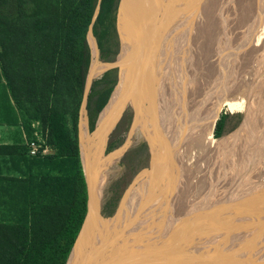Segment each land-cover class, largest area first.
Here are the masks:
<instances>
[{
	"label": "trees",
	"instance_id": "1",
	"mask_svg": "<svg viewBox=\"0 0 264 264\" xmlns=\"http://www.w3.org/2000/svg\"><path fill=\"white\" fill-rule=\"evenodd\" d=\"M98 0H0V264H66L87 210L79 111L91 65L87 40ZM118 0H102L93 26L100 58L111 62ZM116 84L113 70L93 82L89 130ZM39 123L47 146L26 144ZM224 127L222 117L214 136ZM109 209L106 215H110Z\"/></svg>",
	"mask_w": 264,
	"mask_h": 264
},
{
	"label": "bare ground",
	"instance_id": "2",
	"mask_svg": "<svg viewBox=\"0 0 264 264\" xmlns=\"http://www.w3.org/2000/svg\"><path fill=\"white\" fill-rule=\"evenodd\" d=\"M165 1H167V0H158V4H159L158 8H156V7L153 8V4L151 5L152 7L149 8L152 10V11L150 10V12H149V14H150L149 15V21H150V24H151L153 31H155V28L157 31V28L160 25V20L163 21V18H164L162 15L165 13V11L170 10L169 9L170 7H168V6H170L172 2L174 3L175 0H169L166 3H165ZM177 1L179 3V0H177ZM203 1L204 0H194V1L192 0V2H190L188 4L185 3V5H184L185 9L183 10L181 8L182 7L181 6L178 9H176V10H178L177 13H179L181 11V16L184 15L182 17L187 23H189V22L195 23L196 21L195 22L193 21L194 19H193L192 15L198 16V19L199 18L204 19V16H206L207 12H209L211 9H213L214 12H216L215 11L216 8H217V11L220 10L218 8V5H220V7L224 6V4H222L223 3L222 0H205L204 2ZM185 2H189V0H185ZM202 2L204 3L203 4L204 6H202ZM250 2H251V0H250ZM261 3H259V4H261ZM125 4L126 5L124 6L123 17L120 19V28L124 30L125 40L128 41V45H129L128 50L131 52V54L133 56L132 60H131V66L134 67V65H135L133 63V62H135V57H137L138 60H140L139 62L143 63L142 64V70H143L144 74L141 71L142 72V82L140 81L141 86L139 85L140 90H141V88H143V86L146 84V80H148L147 75L150 71L149 65H148L149 62H147V56L144 54L143 49L140 46L136 45V42L138 43V41L141 39L140 36L138 35V32L135 31L134 25L133 26H127V23H129V25L134 24V23L135 24L138 23V26L141 25L139 27V32L142 33V30L144 27L141 24V20L144 19L141 17L142 7H141V9L139 8V0H125ZM234 4H236L235 0H234ZM238 4H239V2H238ZM240 4H241V2H240ZM244 4H245V2H244ZM238 6H240V9H241V5H238ZM252 6H253V4H252ZM247 8L249 9V7H247ZM248 9L246 11V12H248L247 14L250 13V9H249V11H248ZM243 10H245V9L244 8L242 9V11H241L242 13H243ZM144 12H146L145 9H144ZM197 13H198V15H197ZM168 14H169V12H168ZM213 14H215V13H213ZM172 15H174V14H172ZM179 16H180V14H179ZM247 16H249V15H247ZM227 20H228V18H227ZM176 21H177V19H176ZM201 21L200 22L197 21L198 26L201 25ZM182 22H183L182 19H180L178 21V25L182 26ZM186 22H185V24H187ZM242 22L244 23V21H242ZM212 24H213V19H212ZM162 25H163V22H162ZM175 25H176V23H175ZM243 25H245V24H243ZM195 26H196V24H195ZM213 27H214V25H213ZM213 27H212V29H213ZM228 27H230V26L228 25ZM196 29L201 30V27L194 28L193 32ZM229 29H227V30H229ZM178 30H179V28H178ZM190 30H192V29H190ZM213 31L214 30H212V32ZM179 32H181V31H179ZM186 32H188V31H185L184 34L183 33H181V34H183L185 36L187 34ZM191 32L192 31H190V33ZM214 33H217V32H214ZM228 33L230 34V32H228ZM210 34H211V32H210ZM235 35H237V34H235ZM165 38L166 37H162V39H161L160 35L157 34V41H156L157 45H158V41L160 42V39H161L160 43H161V46H163ZM177 38H178L177 40H180V42L182 41V39L184 40V37L182 38L181 35ZM172 39H173V36H172ZM191 39L192 38H190L188 40H191ZM211 39H213V38L211 37ZM226 39H231V38H226ZM174 40H176V38H174ZM209 41L211 42L210 39H209ZM224 41H225V38H224ZM227 41H230V40H227ZM177 42H179V41H177ZM194 42L195 41H193V43ZM179 44L180 43H178V45ZM209 44L211 45V43H209ZM236 44H233V45H236ZM183 45H185V44H183ZM190 45H192V44H190ZM194 45H195V43H194ZM226 45L228 48V44H226ZM179 46H182V43ZM237 46H239V43ZM185 47H187V45ZM197 48H198V45H197ZM225 48H226V46H225ZM231 48H230V50H232ZM193 49L194 48L190 49L191 53L189 55L185 54V55H187V59L189 60V61H186L185 64H180L181 62L180 63L177 62V57L174 59L167 60L169 62L167 64H164V67H165V71L163 74L164 76L161 79V82L159 85L160 88H158L159 89L158 90L159 97L158 96L157 97L159 100H157V98H156V100L153 101V103H151V104L146 103L145 105H143V108L139 109V111H141L142 114H140L139 117H137V119L135 120V124L138 125L137 127H138L140 133L147 138L148 142L151 145V151H152V155H153L152 156L153 157V162H152L153 167L156 163L155 161L159 160V164L157 165V171L159 173V178H161V181H162L161 190H160L161 199H160V201L158 199L157 200L158 203H156V204H160V206L155 205L156 209H157V210L154 209L155 217L153 219H152V216L149 217V215H153L151 213L153 211V205H152L153 199L151 200V196L149 195L148 199H149V207L150 208H149V210H147L144 213L145 217L146 216L147 217L146 218L144 217L145 219L142 218L139 221L137 227H135L132 231H130V235H128V237H127V240H129L128 242L131 243L130 244L131 247L125 249V251H128V252L123 251L121 254H119V257H116L114 260L110 259L114 262L112 264H177V262H178V264H183L182 260H178V258L177 259L175 258V254L177 253V251H175V250H178V251L182 250L183 243H184L183 240L186 239L187 234L192 235L195 233V231L198 232L199 231V225H201L204 221H205V224H207L206 222L209 221V220H207V218L209 216H207L206 214H208L210 209L213 208V201L212 200L220 197V195H217L216 192L218 190H221V189L224 190V188L226 186H230L233 183L234 184H236V183L239 184L240 182L243 183L244 179L247 180L246 176H249L248 171L246 172L247 166H248L247 165V161H248L247 154H250L247 151V147L244 146L242 148L240 155L236 158L238 160L232 161L228 157L233 158L235 155H230L227 152L220 154L219 149H218V145H217V139L212 136L213 126L215 124L217 114H218L221 106L225 103H226V105H229V106L235 105V102L237 99V98H233L234 96L231 97L233 93L232 94L230 93V90H231L230 89V82H229V78H228L227 74L222 75L221 69L219 72H216V69L218 67V66L216 67V64L218 62V59L221 58L222 55L220 54V51L217 50L216 46L214 49L208 50V52L205 54H204L205 51L202 50L204 56L199 55L197 57L194 55L198 51L195 49L193 51ZM242 49H244V48H242ZM175 50H177V49L175 48ZM183 51H184V49H183ZM224 51L225 50H223L221 52L225 53ZM238 51H240V49L237 50V54H238ZM151 52L154 54L155 48L154 49L151 48ZM178 52H180V51L178 50ZM187 52H188V50H187ZM163 53H166V52H163ZM257 53H259L258 50H257ZM257 53L255 55H257V58H258ZM171 54L173 57V51L171 52ZM225 54H229V53H225ZM237 54H236V56H237ZM178 55H180V54L176 53V56H178ZM230 55L232 56V54H230ZM234 55H233V57H235ZM248 55H250V54H248ZM182 56H181V58L184 59V57H182ZM231 56H230V58H231ZM163 58L166 59V56H164ZM236 58L237 57H235V59ZM252 58H254V57H252ZM165 59H164V61H165ZM248 59H249V56H248ZM229 60L231 61V59H229ZM235 61H234V63H235ZM242 61H244V59ZM246 61H247V59H246ZM158 62H160V61L158 60ZM250 62H251V60H250ZM260 63H262V62H260ZM218 65H219V63H218ZM231 65H232V63H231ZM257 66H259V65H257ZM245 67L247 68V66H244V68ZM225 68H227V67H225ZM244 70L246 72V69H244ZM101 71H102V66H99V64H95L94 65V75L99 74ZM245 72L243 71L244 75H245ZM234 73L236 74V72H234ZM158 75H159V69L157 70V68H156V70L154 69V78H153V80L155 82L158 79L157 78ZM137 76L138 75L135 76L136 80L138 79ZM235 79L237 82L238 77ZM241 81L239 83H235L236 86L240 85L241 83L243 84V82H241ZM238 87H237V89H238ZM240 87H241V85H240ZM242 87H243V85H242ZM234 88H235V86H234ZM143 90H144V88H143ZM242 91L244 94H246L244 90H242ZM148 92H149V90L148 91L146 90V92L143 95V96H146L144 101L148 100V98L150 99L153 94L154 95L156 94V92H154L153 94H152V92L151 93H148ZM236 92L234 93L235 95H236ZM141 93H143V91ZM239 93H240V90H239ZM148 94H149V96H148ZM156 95H155V97H156ZM126 100H128V97L125 96L123 93L118 91L115 94V97L113 98V100L110 102V105H109V107H111L112 104L116 103V108L114 110H110L109 107H107V109L101 115V118H100L99 124H98V128L95 131V133L92 134V136H89L85 139V157H87L88 163H93L95 161L94 159L97 155L98 150L101 149L102 144L105 142L106 135L108 134L111 126L114 125L113 123L117 120V117H118L119 113L121 112V110L123 109V106H124V103ZM142 127H144L143 132L141 131ZM256 149L258 150V148H255V144L254 145L252 144L249 152H254V151H256ZM260 153H261V151H260ZM219 155H220V157H219ZM261 155L264 156V154H261ZM244 157H246V158H244ZM217 158L219 159L218 161H217ZM235 161H236V166L233 169L228 170L229 166L227 167L226 165L227 164L233 165L235 163ZM257 167H259V166H257ZM257 167L255 166V168H257ZM248 170H250V167ZM251 170H253V169H251ZM261 170H263V169H260V172H262ZM153 172L151 173V175L149 177V179H150V186L149 187L150 188L146 186L147 184L145 185L147 190H150L153 186V182L151 180H154V181L156 180V178L154 177L155 174ZM222 172H224V173L221 175ZM260 175H263V174H260ZM160 176H162V177H160ZM254 176H256V175H254ZM259 179H261V178H259ZM260 181L263 182L262 180H260ZM214 182H215V184H214ZM217 182L219 183L220 188L216 187V185H218ZM139 185H140V189H142V188L144 189L142 191V192H144L145 188L143 187V184L139 183ZM247 185H248V183H247ZM241 186H243V184H241L239 186L240 189H242ZM251 186H253V185H251ZM258 189H260V188H258ZM137 190H138V188H137ZM137 190L132 195V197L130 198L131 199L130 202L127 203L124 207H122V209H120L119 212L117 213L118 216H120L122 220L126 221V223H124L122 226L117 225L118 228H116L114 230V234L117 233V231L121 230L123 228V226L127 224V222L129 223L131 218H134L137 215V213L139 212V210L136 209V206L133 205V203L137 200L136 194L137 193L141 194L139 192L140 190L139 191H137ZM248 198H250V197H248ZM156 199H157V197H155L154 201H156ZM198 204H201L199 206L200 209H201V206L204 207V209L206 211L204 216L203 215L201 216V214L198 213ZM235 204H236L237 209H238V207H240L239 206L240 204H238V203H235ZM259 207H261V206H259ZM142 208H143V206H142ZM263 209H264V207H263ZM156 211H157V213H156ZM235 211H237V210H235ZM232 212H233V210H232ZM260 212H261V210H260ZM233 214H236V213H233ZM126 215H129L131 218L127 220ZM224 215H225V213H224ZM215 217H217V216H215ZM230 218H231V216H230ZM223 219H225V218L223 217ZM247 221H251V220H247ZM234 223L235 222H233V224ZM255 223H254V225H255ZM109 225H111V224L108 223V226L106 227V229L109 227ZM248 226H250V225H248ZM242 227H243V225H242ZM205 228H206V232L210 231L209 230V229H211L210 224L208 223V226H205L203 228V230H205ZM251 228H253V231H254L253 233H256L260 230L261 227L259 228V230L256 229L255 226H250V229ZM113 229H114V226H111V230H112L111 233H113ZM146 229L148 231V236L150 235V237L152 236L151 234L154 235V233L156 232V229H157V231L160 229L161 230H160V236H159L158 241H155L154 243L152 242L153 244L150 247L151 248L150 251H147L148 252V254H147L148 259H146V258L142 259L143 254L140 253L137 255L138 250L136 247H139V244H141L142 240L144 239V237H145L144 234H145ZM245 231H247V230H245ZM235 233H237V232H235ZM248 234L251 235V233L248 232L246 234V236ZM141 235H142V237H141ZM155 235H157V234L155 233ZM238 239H240V238H238ZM234 242H236V241H234ZM230 249L231 250H240L239 252L233 253L231 258L228 257V260L235 261V262H233L234 264H264V241L263 240L261 241V240L257 239L256 241H252L249 239L248 243L246 241H244L241 244V246H239V248L237 247L236 249H233V248H230ZM167 250H174V253L171 251H167ZM244 250H246V251H244ZM250 250H256V251L260 250V251H258L255 254L253 251L250 252ZM134 252H135V254H134ZM143 252L144 251H142V253ZM243 253H245V254H243ZM247 253L252 254V255L245 259L244 256H248ZM126 256H129V257H126ZM125 257H126V260H124ZM219 258H217V259H219ZM248 258H249V260H248ZM208 259H211L210 255H206L203 258L198 257L196 259V262H197V264H223L224 260L227 258H225V257L221 258L220 263H217L214 261L205 262V260H208ZM119 260H123L125 262L120 263L121 261L119 262ZM104 264H110V261L108 263H104Z\"/></svg>",
	"mask_w": 264,
	"mask_h": 264
},
{
	"label": "rangeland",
	"instance_id": "3",
	"mask_svg": "<svg viewBox=\"0 0 264 264\" xmlns=\"http://www.w3.org/2000/svg\"><path fill=\"white\" fill-rule=\"evenodd\" d=\"M168 1L169 0L165 1V3ZM175 1H174V3L172 2L170 6H168V7H170L169 8L170 10L166 9L167 11H165V13L162 15L165 19L163 18V21L160 20V25L157 28V34L160 35L161 39H162V37H166V38H165V41L163 43V46H161V43H160L161 39H160V42L158 41L159 56L156 57V53H155L156 50H155V52L153 54V56H154L153 60L154 61L152 62V65H153V63L154 64L156 63L154 65V69L156 70V68H157V70H158L159 64L162 63V62H158V60L160 61V59H161L160 56H163V57L166 56V59L164 58L165 59L164 64H167L169 62L167 60L174 59L176 57H177V62H179V63L181 62L180 64H185L186 61H189L187 59V55H185V54L189 55L191 53V50H190L191 48H194L195 50L198 51L194 55L197 57L199 55L204 56V54L207 53L208 50L214 49L216 46L217 50H219L220 54L222 55V57L219 58L220 60L218 59V62L216 64V67L218 66L216 69V72H219L221 69L222 75L227 74V76L229 78V82H230V89H231L230 93L231 94L233 93L231 97L234 96L233 98H237V99H236L235 105L229 106V105H226V103L224 102L225 104H223L221 106V108L217 114L215 124L213 126L212 136L214 138H216L214 136L216 124L223 117L224 118V127L222 130V134L219 138H216L220 154L227 152L230 155H235L233 158L228 157L230 160L234 161V160H238L236 158L240 155L242 148L244 146L247 147V151H248V153H250V154H247V159H248L247 165L248 166L246 165L247 166L246 172L248 171V173H249L248 174L249 176H246L247 180L244 179L243 183L240 182L239 184L233 183L230 186H226L224 188V190L221 189V190H218L216 192L217 195H220V197L212 200L213 201V208L210 209L209 212L207 211L208 214H206L207 216H209L207 218V220H209V221L206 222L207 224H205V221H204L201 225H199V231L198 232L195 231V233L192 235L187 234L186 239L183 240L184 243H183L182 250H179V251L175 250V251H177V253L175 252L176 253L175 258L176 259L178 258V260H182L183 264H197L196 259L198 257L203 258L206 255H210L211 259L205 260V262L214 261V262L220 263L221 258L225 257L227 259L224 260L223 264H234L233 262H235V261L228 260V257L231 258L233 253L239 252L240 250H231L230 248H233V249H236L237 247L239 248V246H241V244L244 241H246L248 243L249 239L252 241H256L257 239L264 241V220H263L264 219V209H263V207H264V202H263L264 201V193H263L264 192V156L261 155V154H264V88H263L264 87V47H263L264 46V28H263L264 27V16H263L264 15V11H263L264 10V0H254V1L251 0V2H250V0L249 1L248 0H246V1L245 0H235L236 4H234V0H222L223 1L222 4H224V6L220 7V5H218V8L220 10L217 11V8H216L215 9L216 12H214L213 9H211L209 12L206 11L207 15L204 16V19H200V18L198 19V16L192 15V17L194 19L193 21L194 22L196 21L195 23H191V22L187 23L182 17L184 15L181 16V11L179 13H177L178 10H176V9L181 7V3H184L185 0H182V1L179 0V3L177 0H175ZM238 2H239V4H238ZM240 2H241V4H240ZM244 2H245V4H244ZM259 3H261V4H259ZM203 4H202V6H204ZM252 4H253V6H252ZM238 5H241V9H240V6H238ZM247 7H249V9H250L249 14H247L248 12H246L248 9ZM243 8L245 10H243V13H242L241 11ZM249 9H248V11H249ZM168 12H169V14H168ZM213 13H215V14H213ZM172 14H174V15H172ZM179 14H180V16H178ZM115 15H116V12H115ZM197 15H198V13H197ZM247 15H249V16H247ZM172 17L173 18L175 17V18L173 19ZM227 18H228V20H227ZM176 19H177V21H176ZM180 19H182V21H183L182 26L178 25V21ZM212 19H213V24H212ZM197 21L198 22L201 21V25L198 26ZM242 21H244V23ZM162 22H163V25H162ZM185 22L187 24H185ZM175 23H176V25H175ZM242 23L245 25H243ZM195 24H196V26H195ZM227 24L230 27H228ZM213 25H214V27H213ZM196 27H201V30L196 29V30H194V32H195L194 33L193 29ZM212 27H213V29H212ZM178 28H179V30H178ZM190 29H192V30H190ZM227 29H229V30H227ZM260 29L261 30L263 29L262 30L263 32ZM189 30L192 32L190 33ZM212 30H214V31L212 32ZM179 31H181V32H179ZM185 31H188V32H186L187 34L184 36L183 34L185 33ZM210 32H211V34H210ZM214 32H217V33H214ZM228 32H230V34ZM181 33H183V34H181ZM235 34H237V35H235ZM113 35H114L113 36V42H117L118 34H116V28H115V33ZM180 35L182 38L184 37V40L182 39L181 42H180V40H177L178 39L177 37H179ZM172 36H173V39H172ZM189 37L192 39L188 40V39H190ZM211 37L213 39H211ZM174 38H176V40H174ZM208 38L211 40V42L209 41ZM224 38H225V41H224ZM226 38H231V39H226ZM227 40H230V41H227ZM177 41H179V42H177ZM193 41H195L194 42L195 45H194ZM208 42L211 43V45ZM178 43H180V44L182 43V46H179L180 44L178 45ZM238 43H239V46H237ZM89 44H90V49L92 50V53L94 55L95 54V46H94V40L91 37H89ZM183 44H185V45H183ZM190 44H192V45H190ZM226 44H228V48H227ZM233 44H236V45H233ZM186 45H187V47H185ZM197 45H198V48H197ZM225 46H226V48H225ZM241 47L244 49H242ZM175 48L177 50H175ZM230 48L232 50H230ZM183 49H184V51H183ZM194 49H193V51H194ZM239 49H240V51H238V54H237V50H239ZM178 50L180 52H178ZM187 50H188V52H187ZM202 50L205 51L204 54H203ZM223 50H225L224 51L225 53H229V54H225V53L221 52ZM257 50L259 53L260 52L261 53L260 54L257 53ZM172 51H173V57L171 54ZM163 52H166L167 54L163 53ZM176 53H178L180 55L176 56ZM256 53L258 54V58H257V55H255ZM230 54H232V56ZM236 54H237V56H236ZM248 54H250V55H248ZM233 55L237 58L235 59V57H233ZM181 56L184 57V59L181 58ZM230 56H231V58H230ZM248 56H249V59L251 58L250 59L251 62L248 59ZM252 57H254V58H252ZM229 59H231V61ZM243 59H244V61H242ZM246 59H247V61H246ZM95 60H96V58L94 55L93 56V64H94ZM100 61L101 62H107V61L101 60V58H100ZM234 61H235V63H234ZM260 62H262V63H260ZM218 63H219V65H218ZM231 63H232V65H231ZM257 65H259V66H257ZM99 66H101V64H99ZM220 66L221 67L223 66L222 67L223 69ZM244 66H247V68L246 67L244 68ZM225 67H227V68H225ZM244 69H246V72ZM242 70L245 72V75H244ZM234 72H236V74ZM102 75H103V73L96 74L94 81L97 79H100ZM237 77H238V79L236 82L235 78H237ZM240 81L243 82V84L242 83L240 84L241 87H240V85L236 86L235 83H239ZM242 85H243V87H242ZM234 86H235V88H234ZM237 87H238V89H237ZM239 90H240V93H239ZM242 90H244L246 94H244ZM235 92H236V95L234 94ZM82 98H83V96H82ZM115 108H116V103L112 104V106L109 107L110 110H114ZM122 111H123V109L119 113L118 117L120 116ZM118 117H117V119H118ZM132 122H133V116L131 113H128V116H126L124 118V121L118 122V124L116 125V127L114 128V130L112 131V133H110V135L108 137L106 150H105L106 154L111 153V152L119 149L120 147H122L124 145L126 139L128 138ZM113 126H111L110 130L112 129ZM33 127L36 129V131L33 133V138L30 139V141L38 142L41 146H43V149L45 150L44 154H53L54 150L51 149L49 146H47L46 140L44 138V133L41 129L40 124L35 122V123H33ZM97 128H98V126H97ZM97 128H96V130H97ZM3 133L7 134L6 131H4ZM91 134H92V132H90V135ZM8 135L9 136L13 135V129H9L7 136ZM144 137L145 136H143L140 133L139 129L137 128L131 137V144H130L129 148H127L126 152L124 153V155L120 159H118L117 161H115L113 163V165L109 168V170L106 173L107 179H106L105 185L103 187V194H102V200H101V202H102V213H103L105 218L110 220L108 222L109 224H111V225H109L110 229H111V226H114L113 233H112L113 235H114V230L116 228H118L117 225L122 226L124 223H126V221L122 220L121 217L120 216L118 217V215H117V213L120 210L122 201H124L126 199V196L128 195V193H129V191L133 185H139V183H140V184H143L144 186L147 184L146 186L149 187L150 186L149 177L153 171L155 172L154 167H152L151 172L150 171L147 173L143 172V171L148 170L150 168V162H151V160L153 161V157L151 158L152 151L150 154V148L148 146V140L146 137H145L146 139ZM252 144L253 145L255 144V148H258V150L256 149V151H254V152H249ZM260 151H261V153H260ZM219 157H220V155H219ZM218 158H217V161L219 160ZM244 158H246V157H244ZM155 162H154L155 166L157 167V165L159 164V160L158 161L156 160ZM226 166L227 167L229 166L228 170H231L236 166V161L233 165L227 164ZM255 166L256 167L259 166V167L255 168ZM249 167H250V170H248ZM251 169H253V170H251ZM260 169H263V170H261L263 173L260 172ZM157 172L154 173L155 178L157 175L159 177V173H157ZM224 172H222L221 175ZM253 174L256 176H254ZM260 174H263V175H260ZM259 178H261V179H259ZM260 180H262L263 182H261ZM215 182H214V184H215ZM247 183H248V185H247ZM160 184H161V180H160ZM160 184H159V187H160ZM217 184L218 185H216V187L220 188V185L218 182H217ZM241 184H243V186H241L242 189L239 188V186ZM251 185H253V186H251ZM257 187L260 189H258ZM158 189H159L158 199L160 201V199H161V196H160L161 188H158ZM143 190L144 189L142 188L139 191L141 193L140 197L142 196V193H144V192H142ZM248 197H250V198H248ZM235 203L240 204L239 205L240 207H238V209H237V206ZM200 205L201 204H198V213L201 214V216L202 215L204 216L206 211H205L203 206H201V209H200L199 208ZM259 206H261V207H259ZM111 208L113 209V212L110 215H106V212L109 211V209H111ZM154 209H156L155 205L153 206V211L151 212L153 215H150V216H152V219L155 217ZM232 210H233V212H232ZM235 210H237V211H235ZM260 210H261V212H260ZM156 213H157V211H156ZM224 213L226 216L224 215ZM233 213H236V214H233ZM215 216H217V217H215ZM230 216H231V218H230ZM144 217H145V214H143L142 218H144ZM223 217L225 219H223ZM247 220H251V221H247ZM233 222H235V223L233 224ZM208 223L210 224L211 229H209L210 231L206 232V228H205V230H203V228L205 226H208ZM254 223H255V225H254ZM127 225H128V222L126 225L123 226V228ZM242 225H243V227H242ZM248 225L255 226L256 229H258V230L260 227L261 228L258 232L253 233L254 232L253 228L250 229V226H248ZM107 229L105 228L104 230H107ZM157 229L155 232L157 235H155V233H154V235L151 234L152 235L151 237H150V235L148 236V233H147L148 231L146 229L145 234H144L146 236V241L142 240L141 244L145 245L147 240L158 241L161 229L158 231H157ZM245 230H247V231H245ZM235 232H237V233H235ZM248 232L251 233V235L248 234L246 236V234ZM129 235H130V232H129ZM141 237H142V235H141ZM238 238H240V239H238ZM233 240L236 242H234ZM146 246L148 247L149 244ZM136 248L138 250L137 255L141 253V254H143L142 259H145V258L148 259V257H147L148 252L147 251H150L151 248H148L149 250H143L142 246L141 247L139 246ZM142 251H144V252L142 253ZM167 251H171L174 253V250H167ZM244 251H246V250H244ZM251 251H253L256 254L260 250H257V251L256 250H250V252ZM134 254H135V252H134ZM243 254H245V253H243ZM251 255L252 254H248V256H244V257L246 259L247 257H249ZM126 257H129V256H126ZM126 257L124 260H126ZM217 258H219V259H217ZM248 260H249V258H248ZM119 262L123 263L125 261L119 260ZM112 263H114V262L111 260L110 264H112ZM177 264H178V262H177Z\"/></svg>",
	"mask_w": 264,
	"mask_h": 264
},
{
	"label": "water",
	"instance_id": "4",
	"mask_svg": "<svg viewBox=\"0 0 264 264\" xmlns=\"http://www.w3.org/2000/svg\"><path fill=\"white\" fill-rule=\"evenodd\" d=\"M101 1L102 0H98L97 2L93 20L89 27V31L87 35L88 43H89V37H91L94 40V46H95L94 55L96 60L93 64V53L91 50V65L85 83L83 98L79 111V122H78V140H79V149H80V159H81L82 169L87 186V197H88L87 210H86L85 218L83 220L79 233L75 239L74 245L72 247L71 253L68 257L66 264H104L111 261L110 259L114 260L116 257H119V254L125 251V249L131 247L130 245L131 243H129L128 242L129 240H127L129 232L132 231L135 227H137L139 221L142 219L143 214L146 212L147 208L149 209V206L145 209L141 208V210L137 213V215L134 218H131L128 225L125 226L123 229L117 231V233H115L114 235L111 233L112 230L110 229V227H108L107 230H104L108 226V222L110 221L109 219L105 218L102 213V202H101L103 187L107 179L106 173L109 170V168L113 165V163L124 155L127 148H129L131 144V137L134 131L138 128L137 127L138 125H136L134 121L135 112L138 111V109L143 108V105H145L146 103L151 104L153 103V101L156 100V98L157 100H159L158 88H160L159 85L161 79L164 76L163 74L165 71L164 58L163 56H160L161 57L160 62L162 63L159 64V68H158L159 75L157 76L158 79L156 78L157 80L155 82L153 80L155 64L153 63L152 65V62L154 61L153 60L154 56L153 53L151 52V48L152 49L155 48L156 57L159 56V50L156 42L157 41L156 28L155 31H153L149 21V15H150L149 12L151 10L149 8L152 7L151 6L152 4H153V8L154 7L158 8L159 4H158V0H139V8L141 9L142 7L141 17L144 18L141 20V24L142 26H144L142 33L139 32V27L141 25L138 26V23L129 25V23H127V26L134 25L135 31L138 32V35L142 39V40L140 39L138 43L136 42V45L140 46L143 49L144 54L147 56V62H149L148 65L150 71L147 75L148 80H146V84L144 85L145 86L144 90L143 88H141L140 90V87L136 82L135 76L137 74L140 75L142 73L141 71H142L143 63L139 62L140 60H138V58L135 57V62H133L135 65L134 67L131 66V60L133 56L131 52L128 50L129 45H128V41L125 40L124 30L120 28V19L123 17L124 6L126 5L125 0H118L116 15H115V28L119 39V52L115 60L111 62L100 61V50L98 47L97 39L93 33V26L100 12ZM190 2H192V0H189V2L181 3L182 9L183 10L185 9L184 6L185 3L188 4ZM144 9L146 10V12H144ZM95 64H101L102 71L100 73L103 74L107 71L117 69L118 79L107 104L105 105V107L102 109V111L98 116L95 129L92 131V134H94L96 131L101 115L110 105V102L113 100L115 94L118 91L128 97V100H126L124 103L122 113L125 111L127 106H131L132 109L134 110V117L128 138L126 139L124 145L111 153L108 154L105 153L109 134L113 129V127L116 125V123L120 120V117L122 116L121 113L118 119L113 123L114 126L112 125L113 126L112 129L106 135L105 142L102 144L101 149L98 150L97 155L94 159L95 161L93 163H88L87 157H85V139L89 136H92V134L90 135L91 131L89 130V126H88L87 104H88L89 92L91 90L92 84L95 79V75H94ZM146 90L147 91L149 90L148 93L152 92V94L156 92L157 94V95L155 94L156 97L154 94L153 95L151 94L152 97L144 101L146 96L143 95L146 92ZM142 91L143 93H141ZM148 144L151 151L150 143L148 142ZM151 158H152V154H151ZM152 167L153 165L151 160L150 168L143 172L146 173L149 171L151 172ZM154 169L155 172H157V167L155 165H154ZM159 184H160L159 177L157 175L154 183L155 187L152 188L154 192H156V190L160 188ZM158 192L159 189L157 190V193ZM157 200L158 198L156 199V202ZM147 205L144 206L146 207Z\"/></svg>",
	"mask_w": 264,
	"mask_h": 264
},
{
	"label": "flooded vegetation",
	"instance_id": "5",
	"mask_svg": "<svg viewBox=\"0 0 264 264\" xmlns=\"http://www.w3.org/2000/svg\"><path fill=\"white\" fill-rule=\"evenodd\" d=\"M116 34H117V31H116ZM118 37V36H117ZM117 42H118V44H117V54H118V52H119V39H117ZM117 54H116V56H117ZM116 56L114 57V60H115V58H116ZM114 71V73H115V77H116V83H117V79H118V72H117V69H114L113 70ZM142 72H143V70H142ZM143 74H144V72H143ZM138 76H137V80H136V82H137V84L138 85H140L141 86V82H142V73L139 75V74H137ZM141 78V79H140ZM141 81V82H140ZM116 85V84H115ZM143 88H144V86H143ZM131 111V112H130ZM128 113H131L132 114V116L134 117V110L132 109V107L131 106H127V108L125 109V111L122 113V116L120 117V120L118 121V122H122V121H124V118L126 117V116H128ZM140 114H142L141 113V111H139V109H138V111H136L135 112V117H134V121L136 120V118L137 117H139V115ZM118 122L116 123V125L118 124ZM116 125L113 127V129L111 130V132L110 133H112V131L114 130V128L116 127ZM141 131L143 132L144 131V127H142L141 128ZM110 135V134H109ZM148 146H149V144H148ZM150 154H151V151H150ZM153 162V161H152ZM160 180H161V178H159V182H160ZM152 182H153V186H152V188H154L155 187V185H154V183H155V181L154 180H151ZM161 184H162V181H161ZM161 184H160V188H161ZM143 187L145 188V191H144V193H142V196L140 197V194L139 193H137L136 195H137V200L133 203V205L134 206H136V209L137 210H141V208H142V206H143V208L145 209V208H147L148 206H149V199H148V197H149V195L151 196V200L153 199V203H152V205L154 206V205H158V206H160V204H156V203H158V202H156V201H154L155 200V197H157L158 198V193H157V190H156V192H154L153 190H152V188L150 189V190H147L146 189V187L143 185ZM137 188H138V190H137ZM136 190L137 191H139L140 190V185H133L132 186V188L130 189V191H129V193H128V195L126 196V199L124 200V201H122V203H121V207H120V209H122V207H124L127 203H129L130 202V198L132 197V195L136 192ZM134 191V192H133ZM147 196V197H146ZM148 199V200H147ZM132 203V202H131ZM147 203H148V205H147ZM144 205H147L146 207L144 206ZM132 206V205H131ZM150 208V207H149ZM147 210H149L148 208H147ZM146 210V211H147ZM118 215V214H117ZM127 217V220L128 219H130L131 217L129 216V215H126ZM119 217V216H118ZM149 217H150V215H149ZM152 227V226H151ZM148 233V232H147ZM145 236V235H144ZM143 240H145L146 241V236L144 237V239ZM152 242L154 243L155 241H151V240H147V242L145 243V245H142V244H139V246L141 247L142 246V248H143V250H149L148 248H150L151 247V245H152ZM142 243V242H141ZM150 243V244H149ZM149 244V246L147 247L146 245H148ZM144 246V247H143Z\"/></svg>",
	"mask_w": 264,
	"mask_h": 264
},
{
	"label": "crops",
	"instance_id": "6",
	"mask_svg": "<svg viewBox=\"0 0 264 264\" xmlns=\"http://www.w3.org/2000/svg\"><path fill=\"white\" fill-rule=\"evenodd\" d=\"M9 129H12V128L7 127L6 125H2V126L0 125V145L11 143L12 135L7 136ZM4 131H6L7 134L3 133Z\"/></svg>",
	"mask_w": 264,
	"mask_h": 264
},
{
	"label": "built area",
	"instance_id": "7",
	"mask_svg": "<svg viewBox=\"0 0 264 264\" xmlns=\"http://www.w3.org/2000/svg\"><path fill=\"white\" fill-rule=\"evenodd\" d=\"M26 144L29 147L30 155L35 156L40 152V150H42V154H44L45 150L43 149V146H41L38 142L29 141Z\"/></svg>",
	"mask_w": 264,
	"mask_h": 264
}]
</instances>
